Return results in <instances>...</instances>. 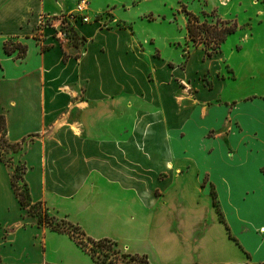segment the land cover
Listing matches in <instances>:
<instances>
[{
    "label": "crops",
    "instance_id": "0c3cea01",
    "mask_svg": "<svg viewBox=\"0 0 264 264\" xmlns=\"http://www.w3.org/2000/svg\"><path fill=\"white\" fill-rule=\"evenodd\" d=\"M140 1L88 0L91 17L108 7L113 19L75 21L70 42L40 16L76 0H0V114L9 141L26 139L16 156L31 202L153 264H264V91L232 93L239 73L221 45L181 66L179 38L159 43L135 26L146 13L125 16ZM257 8L235 30L239 53L264 52ZM10 175L0 159V264H92L20 205Z\"/></svg>",
    "mask_w": 264,
    "mask_h": 264
},
{
    "label": "rangeland",
    "instance_id": "374dc122",
    "mask_svg": "<svg viewBox=\"0 0 264 264\" xmlns=\"http://www.w3.org/2000/svg\"><path fill=\"white\" fill-rule=\"evenodd\" d=\"M102 0H99V2ZM238 1V0H237ZM245 2V9L237 10L236 5L232 4L236 2L235 0H141L137 6H134L128 13L125 14L127 17H136L139 13H146V15L141 16L136 20L135 26L139 31L154 33L157 36V40L159 43H162V38L164 37H177L182 41L181 49L183 54V59L181 61V66L184 65V61L187 59L190 52L195 47H201L202 44L198 46L195 45L191 40H188L186 36V15L183 12V5H186L185 8L189 11H193L198 15L201 20H207L211 22L214 20L216 16H220L226 18L237 19V27L240 26V30L244 28L248 30V25L250 24L248 20V14H260V9L257 7L264 6V0H240ZM165 2V5L163 4ZM96 3V2H95ZM72 5L65 6L64 9H61L60 12L56 14L69 12L73 8ZM232 4V5H230ZM96 4L92 2L91 9H95ZM236 8V11H234ZM122 12L121 9H119ZM151 12V14H150ZM205 12V13H204ZM104 15H100L99 19L103 23V26L109 27V23L113 19V13L110 8H105L102 12ZM171 20L170 23L167 20L159 21L163 18L164 15ZM204 14H206L204 16ZM161 15V16H159ZM159 17V18H158ZM244 20V22H242ZM167 22V23H165ZM117 25H122L117 22ZM112 27V26H111ZM258 31L264 33V27L259 28ZM240 32V31H239ZM239 32H233L227 36V38L221 43V48L225 52V57L227 59L226 62L235 66L236 71L239 73V77L233 81V88H230L232 93L238 95L239 97L244 96L246 93H259L264 91V52H260L258 50L246 51L243 53L237 52L235 49V44L239 41ZM176 34V35H175ZM175 35V36H174ZM185 39H183V38ZM76 39L72 38L70 34L69 41L74 42ZM79 43L78 52L80 53L83 49V41L77 40ZM233 49V52H229ZM246 65V67H245ZM246 75V77H245ZM252 75V76H251ZM200 78L204 83V73ZM183 88H186V84L183 83ZM189 92L194 95L195 88H192ZM181 90V89H180ZM182 91V90H181ZM201 151L196 152L195 157L200 158ZM202 154V153H201ZM3 158L10 162L12 167H15L18 164L17 153L11 151L10 148L6 147L2 151ZM13 159V160H12ZM191 181V179H188ZM45 225L44 222L41 223ZM118 247L122 251H127L126 248L120 244ZM137 251H141L142 253H154V250L151 246H148L146 242L140 243L135 246ZM162 261L165 264H170L169 262H173L174 259L171 255L167 254L162 256ZM168 262V263H167ZM153 264V263H152Z\"/></svg>",
    "mask_w": 264,
    "mask_h": 264
},
{
    "label": "trees",
    "instance_id": "16d2710c",
    "mask_svg": "<svg viewBox=\"0 0 264 264\" xmlns=\"http://www.w3.org/2000/svg\"><path fill=\"white\" fill-rule=\"evenodd\" d=\"M182 8L186 15L185 27L188 40H191L195 45L202 44L206 54L217 51L227 36L237 29L236 21L225 20L216 16L213 21L208 22L205 19L201 20L198 15L188 11L184 5ZM5 49L8 51L9 45H5ZM23 52L24 48L20 47L19 53L22 54ZM6 134V120L4 115L0 114V159L11 168V185L20 205L26 208L28 213L36 216L38 223L44 222L52 230L68 233L76 245L89 254L92 264H152L145 254L122 251L118 247V243L111 238H91L86 235L79 225L65 219L58 220L48 215L41 202L32 203L28 186L23 180L24 164L19 160L18 164L12 167L10 162L5 160L2 155V151L6 147L10 148L14 153L20 152L26 139L23 138L20 141L11 142L7 139ZM212 197L219 218L223 221L214 193H212Z\"/></svg>",
    "mask_w": 264,
    "mask_h": 264
},
{
    "label": "built area",
    "instance_id": "2783aa9c",
    "mask_svg": "<svg viewBox=\"0 0 264 264\" xmlns=\"http://www.w3.org/2000/svg\"><path fill=\"white\" fill-rule=\"evenodd\" d=\"M88 0H76L74 8L69 12H64L60 14L45 15L40 16L41 23H47L53 28V35L58 36L63 41H69L70 34L72 33V24L75 21L86 22H101L99 19L100 15L103 13L96 14L91 17L87 13Z\"/></svg>",
    "mask_w": 264,
    "mask_h": 264
}]
</instances>
